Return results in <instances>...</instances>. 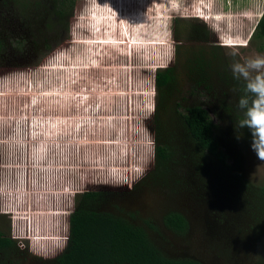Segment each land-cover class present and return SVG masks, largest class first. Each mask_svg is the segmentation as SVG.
Wrapping results in <instances>:
<instances>
[{"label":"trees","instance_id":"16d2710c","mask_svg":"<svg viewBox=\"0 0 264 264\" xmlns=\"http://www.w3.org/2000/svg\"><path fill=\"white\" fill-rule=\"evenodd\" d=\"M76 2L0 0V66L19 69L17 58L34 59L38 51L44 58L59 47ZM194 27L203 37L198 42L213 43L207 26ZM254 39L264 41V14ZM223 50L194 46L191 61L156 72L155 161L144 180L131 190L77 195L68 245L52 259L20 248L0 228V264H33L36 258L40 264H264V184L247 177L253 137L238 126L245 82L234 78ZM193 212L204 214L203 234ZM195 237L199 245H191Z\"/></svg>","mask_w":264,"mask_h":264},{"label":"rangeland","instance_id":"374dc122","mask_svg":"<svg viewBox=\"0 0 264 264\" xmlns=\"http://www.w3.org/2000/svg\"><path fill=\"white\" fill-rule=\"evenodd\" d=\"M144 1L77 0L68 37L59 47L44 58L38 51L19 69L0 66V228L10 232L20 248L33 250L34 256L52 258L66 246L69 225L66 215L60 214L68 196L72 195L75 207L82 192L131 189L152 169L155 142L148 121L156 107L155 74L174 56V46L169 47L166 38L170 17L188 10L189 1L218 5L221 11L257 13L256 17L264 11L263 0H149L148 5L154 6L148 10L152 18L142 27L133 24L139 16L133 17L127 8ZM118 7L126 14L117 29ZM88 8L94 12L91 16ZM235 15V23L224 31L235 35L234 43L245 44L246 35L237 31L241 26L236 23L242 15ZM130 19L133 22L128 24ZM49 39L56 40L53 35ZM261 43L253 37L246 48L224 47L222 53L231 66L264 56ZM122 45H132L138 54L131 59ZM121 50L123 55L118 54ZM40 58L39 66L31 67ZM246 174L253 183L264 184V161L252 144ZM180 202L173 204L182 206ZM65 204L69 211L71 200ZM6 209L9 214H2ZM190 215L198 234H203L204 214ZM196 240L199 245L197 237L191 245Z\"/></svg>","mask_w":264,"mask_h":264},{"label":"clouds","instance_id":"9594fccd","mask_svg":"<svg viewBox=\"0 0 264 264\" xmlns=\"http://www.w3.org/2000/svg\"><path fill=\"white\" fill-rule=\"evenodd\" d=\"M148 3H149V0H145L144 5L133 4L130 8H127L128 12L133 13V17L135 16V13H137L136 15L139 16V20L136 19V21L134 20L133 22V20L130 19V20H127L126 22L128 24L133 22V24L135 25H138L141 23L142 27L144 26V23L149 22V20H151L152 18V14L148 13V10L153 11L154 6L150 7ZM186 5L189 6L188 10L180 9L178 13L172 15V18L170 17L171 21L169 23V26L166 29V35H167L166 38L169 43V47L174 46L173 42L174 43L176 42L173 40V36H172L173 25L175 21L180 16H190L192 19L197 20L200 24L204 23V25L207 26L208 29L212 33L216 34L219 37L220 45L223 48L224 47L246 48L249 45L248 43L251 41V39H253L256 28L258 27L260 20L264 14V11H263L260 17H256L255 15L257 13L256 14L255 13H245V12L243 13L242 11H236V12L235 11H230V12L221 11L218 9V5H214V4L211 5L207 2H202L201 4H197V3L194 4L193 2L191 3L189 1ZM141 7H147V9L146 8L141 9ZM235 7L244 8V7H237V6ZM116 10H118L120 14L116 13L117 22H114V21L113 22L115 23V26L117 25L116 28L118 29V24L120 23V19H123L125 17L126 10L125 8L123 9L120 7L116 8ZM88 11H89L88 14L90 16L94 13V12H90L89 8H88ZM235 14L242 15V17L238 16V20H236V23H238V25L241 26L240 29H238L237 31L243 33V36L246 35L247 43L245 44L244 43H234L232 41V38H234L235 35L233 33L229 34V32L224 31L225 29L228 28L230 24L235 23L233 20L234 16H236ZM228 15L229 16L231 15L233 17L229 18L227 17ZM98 16L100 17L101 21H103L104 18H102V15H98ZM104 16L107 18L108 15L104 14ZM153 16H156V14L154 13ZM89 23L92 24L91 18H89ZM132 25L130 27L128 26V29L130 31L131 36L133 37V34L135 33L134 32L135 29H133ZM88 26H91V25H88ZM123 29H124V26H123ZM108 30L110 31L111 29H108ZM124 34H125V39L128 43L129 40H128L125 30H124ZM143 43L145 45L146 42H143ZM149 45H152V43H149ZM124 46L127 48V53L125 55L130 56L131 59L132 57H135L138 54V51H136L135 48H131L132 45H122V48H124ZM174 52H175V46H174ZM124 53H125V50L123 51L121 50L119 51L118 54L123 55ZM166 67H169V64ZM231 71L236 80H243L245 82L244 95H242L238 101V108L243 113V118L239 120L238 126L240 129L248 128L251 130L252 137H253L252 149L256 152L258 159L261 161H264V56L257 55L253 58H247L242 63L240 62L234 63L231 65ZM33 170L35 172L37 171L34 168ZM25 178L26 180H28L27 172H25ZM15 179H14V182H15ZM14 182L13 181L11 182L12 186ZM11 183H10V188L12 187ZM3 201H5V198ZM68 202H70V199L68 200ZM65 205L62 208L63 214H60V215H66V219L69 225L70 215L74 211V203L71 201V209L69 211L65 210ZM1 209H2V205H1ZM4 212L2 214H5V215L9 214L7 213V209ZM59 229H61V225ZM69 234H70V225H69ZM32 241L35 242L34 239ZM68 242H69V235L67 237L66 246L61 251V253L67 247ZM30 252L33 253V250ZM41 257L47 259L46 256L42 255ZM52 258H48V259H52Z\"/></svg>","mask_w":264,"mask_h":264},{"label":"flooded vegetation","instance_id":"af4514ba","mask_svg":"<svg viewBox=\"0 0 264 264\" xmlns=\"http://www.w3.org/2000/svg\"><path fill=\"white\" fill-rule=\"evenodd\" d=\"M198 24H200V23L197 20L192 19L190 16H180L175 21V23L173 25V34H172L173 40L176 41L175 43L173 42V45L175 46V52H174L173 59L171 60L169 66H171L175 61H178L180 59L181 60L184 59L187 63H188V60L191 61V59H192L191 48L194 46L210 45L213 48H217V47L221 48V49L223 48L220 45L219 37L214 33H212L213 43L209 44V43L198 42L197 40L203 39L201 34L194 27L195 25H198ZM180 30H184V31L180 32ZM178 46H179L180 54L176 56V49ZM189 47H190V51L188 50ZM27 55L31 57L30 53H27ZM30 59H33V58H30ZM27 61H28V59L24 60V59H22V57H20V58H17L16 62H17V65L23 66V65H25L24 62H27ZM192 100H190V103H193ZM154 113L155 112H153V114L151 115V118L148 121V128H149L150 132L152 133L153 138H155V132H156L155 125L153 124ZM152 169H153V164H152ZM148 172L143 174V176L140 178V180H138V182H136L134 184V186L136 184H139L142 180H144L146 178ZM122 188L123 187H120L118 189L121 190ZM97 189H99V190H106V189L115 190V188H113V187H109V188L108 187H101V188H96L95 190H97ZM131 189H128V190H131ZM90 190H94V189H90ZM22 249H24V248H22ZM202 255L207 257L209 255V253H203ZM37 258H41V257L38 256ZM37 258L35 259V263H33V264H40Z\"/></svg>","mask_w":264,"mask_h":264}]
</instances>
